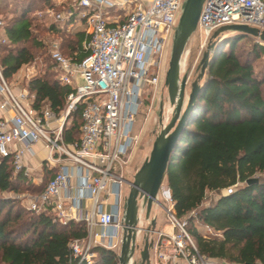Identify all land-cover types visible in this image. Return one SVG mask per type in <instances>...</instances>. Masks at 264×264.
Wrapping results in <instances>:
<instances>
[{
  "label": "built area",
  "instance_id": "obj_1",
  "mask_svg": "<svg viewBox=\"0 0 264 264\" xmlns=\"http://www.w3.org/2000/svg\"><path fill=\"white\" fill-rule=\"evenodd\" d=\"M182 1L71 0L61 13L51 11L54 21H68L67 31L81 24L85 34L81 47L86 55L80 60L63 55L55 40L47 44L51 71L61 84L71 88L58 113L47 106L33 108V95L25 88L11 89L0 73V113L4 114L0 116V155L10 154L13 172L27 176L30 170L23 163L24 153L32 155L31 146L38 141L44 144L45 163L54 172L40 192L27 198L26 208L48 211L61 224L84 222L85 237L68 243L71 259L77 264L92 263L95 245L109 249L117 245L123 200L120 185L124 180L115 169L121 170L139 140L133 122L146 88L154 91L159 83L156 68L163 47L171 40ZM227 24L264 30V0H203L196 30L204 41ZM258 43L264 46L263 41ZM22 67L21 77L33 75L32 65ZM77 105L81 121L78 138L65 142L63 124ZM168 107L166 120L172 110ZM234 187H226L225 192ZM159 197L169 205L162 207L170 231L156 226L150 231V264H227L198 251L186 229V217L176 216L173 210L163 180L152 209L161 206ZM141 201L137 200L138 226L142 229L147 221ZM200 235L209 239L220 233L203 225Z\"/></svg>",
  "mask_w": 264,
  "mask_h": 264
},
{
  "label": "trees",
  "instance_id": "obj_2",
  "mask_svg": "<svg viewBox=\"0 0 264 264\" xmlns=\"http://www.w3.org/2000/svg\"><path fill=\"white\" fill-rule=\"evenodd\" d=\"M5 2L0 0V11L6 9ZM59 6L63 11L65 5ZM13 7L11 18H0V73L8 82L23 65L40 59L44 68L28 79L20 78L19 87L33 95V108L47 106L58 113L71 88L50 71L47 44L33 33L49 31L58 39L63 55L80 60L86 55L81 47L83 27L79 24L67 31V20H53L47 28L33 26L30 11L54 9L52 0H16ZM249 37L229 33L214 43L163 175L173 210L176 216L186 217V229L198 251L231 264H264V178L252 177L264 173V72L253 67L264 54V46L252 42L243 49ZM79 113L77 105L64 121L65 142L78 138ZM41 171L46 176L43 185L13 172L10 154L0 155V192H40L54 169L42 165ZM250 178L255 181L246 183ZM231 185L235 187L226 193ZM208 191L215 197L208 206H201ZM203 225L220 236L202 238L199 228ZM85 235L83 221L61 224L48 211H32L0 196V264H77L68 243ZM92 250L91 264H117L115 250L100 245Z\"/></svg>",
  "mask_w": 264,
  "mask_h": 264
},
{
  "label": "water",
  "instance_id": "obj_3",
  "mask_svg": "<svg viewBox=\"0 0 264 264\" xmlns=\"http://www.w3.org/2000/svg\"><path fill=\"white\" fill-rule=\"evenodd\" d=\"M202 2L203 0H183L180 6L177 23L171 35L169 59L163 78L167 100L172 110L168 122L162 125L155 135L148 156L142 161L131 180L127 181L128 191L122 200L121 226L115 250L117 264H150L152 244L150 231L155 226V217L149 215L163 180L170 153L186 124L187 116L199 91V81L204 74L214 43L226 32L249 35L264 42V30L252 26L227 24L216 28L210 34L205 49L201 53L196 66L198 73L189 83V90L186 93L187 72L180 75V61L188 39L196 30ZM253 181L255 179L250 178L246 183ZM139 198H142L141 208H144V219L147 221L142 229L138 226L137 200Z\"/></svg>",
  "mask_w": 264,
  "mask_h": 264
},
{
  "label": "rangeland",
  "instance_id": "obj_4",
  "mask_svg": "<svg viewBox=\"0 0 264 264\" xmlns=\"http://www.w3.org/2000/svg\"><path fill=\"white\" fill-rule=\"evenodd\" d=\"M16 0H6V9L3 11H0V18H3L5 20H8L11 18L12 12H14L13 2ZM56 7L54 9H46L44 7H41V10L33 9L30 11L28 17H31L32 25L39 28H47L50 23L53 22V17L51 15V11L54 13L60 12L61 7L59 5H55ZM231 32H226L222 36L227 35ZM36 38H40L45 44H48L51 41H57L55 37H51V34L49 31L40 32L37 34L36 32L33 33ZM208 40V39H207ZM207 40L204 41L201 33H199L197 30L193 32V34L188 39L186 45H185V55L183 57V65H181L180 68V75H182L184 72H187V84L185 88V92L187 93L189 90V83L195 79L198 70H196V66L198 64V61L200 59L201 53L204 51L205 46L207 44ZM252 42H257L258 39L255 37L250 36L248 41L242 43L243 49H248L249 45ZM259 44V43H258ZM170 45L171 40L169 43H167L163 47L161 59H160V66L157 69L158 76H159V83L154 91H150V88H146V97L143 99L144 102L142 105H140L139 110L137 112V115L135 116L134 122H133V131L139 135V140L137 144L133 147V149L130 152L129 159H127L126 163L121 165V170L115 169L116 173L121 174V177L123 178V182L120 185V196L123 198L128 191V185L126 181L131 180L133 174L136 172V170L139 168L142 161L148 156V153L151 148L152 141L155 137V135L158 133L159 129L162 127V125L166 124L169 120L170 113H168V119L166 120V110L169 105L167 100V93L166 88L163 84V78L164 73L167 69L168 59H169V52H170ZM211 53V52H210ZM210 55V54H209ZM33 67V74L41 72L42 68H44V64H41L40 59L36 60V63L29 64ZM253 67L257 71L264 72V54L257 60L253 62ZM52 65L50 67L51 71ZM24 70L23 67H21L14 78H10L7 82L8 86L13 89H19V80L22 78ZM52 72V71H51ZM53 73V72H52ZM17 78V79H16ZM24 78V77H23ZM202 79V78H201ZM201 80L199 81V83ZM148 92V94H147ZM169 109V107H168ZM160 111V115H158ZM43 151L38 152L37 157H40L43 155ZM29 178L32 182L38 184L42 183L44 184L46 180V176L43 171H33L32 173H29ZM252 177H260L264 178V173H255ZM163 184H165L163 180ZM34 193L26 191V190H20L18 192H5L1 193V196L4 198H10L16 201L20 206L26 208L27 204V198ZM215 197V194H208L205 193L204 200L201 203V206H205L207 203L209 204L210 201ZM159 202L161 206H157L155 209H151L150 215L153 214L156 216V228H162L164 231L169 232L170 226L167 223V216L166 212L163 209L169 208V205L161 198L159 197ZM163 206V207H162ZM201 232V226L199 228ZM190 235V234H189ZM192 238V236L190 235ZM193 240V238H192ZM194 241V240H193ZM113 250H116V246L112 247ZM227 264H231L228 263Z\"/></svg>",
  "mask_w": 264,
  "mask_h": 264
},
{
  "label": "crops",
  "instance_id": "obj_5",
  "mask_svg": "<svg viewBox=\"0 0 264 264\" xmlns=\"http://www.w3.org/2000/svg\"><path fill=\"white\" fill-rule=\"evenodd\" d=\"M70 1L71 0H52V2L55 4V5H65V7L63 8L66 9L67 7H69L70 5ZM62 11H60L61 13ZM75 25V24H74ZM78 24H76L77 26ZM74 26V27H76ZM72 27V28H74ZM1 115H4L2 113H0V116ZM8 115V113L5 114V116ZM17 147H21V144L20 143H16L15 144ZM32 151H33V154L32 155H29L27 153H24V156H23V163L29 168L30 172L29 173H32L33 171H41V167L42 165H44L46 168L47 165L45 163V155H46V151H45V147H44V144L41 142V141H38L36 143H34L32 146ZM43 151V155H41L40 157H37V154L38 152H41ZM29 176V175H28ZM99 228L98 227H95V231L99 232Z\"/></svg>",
  "mask_w": 264,
  "mask_h": 264
},
{
  "label": "bare ground",
  "instance_id": "obj_6",
  "mask_svg": "<svg viewBox=\"0 0 264 264\" xmlns=\"http://www.w3.org/2000/svg\"><path fill=\"white\" fill-rule=\"evenodd\" d=\"M186 51H184L183 55H182V58H181V61H180V68H181V65H183L182 61H183V57L185 55Z\"/></svg>",
  "mask_w": 264,
  "mask_h": 264
}]
</instances>
